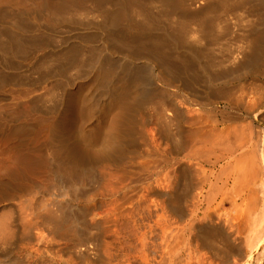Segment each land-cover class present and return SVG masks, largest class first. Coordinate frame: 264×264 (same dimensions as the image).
I'll return each mask as SVG.
<instances>
[{
    "label": "rangeland",
    "instance_id": "obj_1",
    "mask_svg": "<svg viewBox=\"0 0 264 264\" xmlns=\"http://www.w3.org/2000/svg\"><path fill=\"white\" fill-rule=\"evenodd\" d=\"M38 1L42 8L35 10L0 5L7 19L2 31L45 47L24 54L17 44L12 57L0 62V111L5 114L0 130L14 137L0 144L14 161L12 147L19 138L25 149L20 176L28 185L37 183L25 222L34 220L39 240L23 235L10 255L35 242L38 264H264V255L259 258L264 173L256 161L258 150H264V93L258 90L264 86V66L240 70L238 59H231L237 52L227 51L242 45L243 30L253 18L241 10L218 13L214 18L227 27L220 41L184 40L183 92L157 78L158 69L151 68L145 52L131 59L113 42L105 49L103 39L110 36L97 13L69 11L53 27L44 21V7L63 0ZM68 1L87 8L93 0ZM192 52L206 55L192 62ZM108 59L109 76L98 85L93 78ZM173 59L182 68L180 59ZM128 76L136 79L130 84L124 80ZM226 87L233 88L230 101L214 96ZM150 91H157L159 104L141 105L140 96ZM211 129L215 136L209 141L194 140L193 133ZM70 157L82 161V177L71 175L68 162L64 165ZM63 213L70 220L67 234ZM199 225L215 226L218 233L205 243L195 236Z\"/></svg>",
    "mask_w": 264,
    "mask_h": 264
},
{
    "label": "bare ground",
    "instance_id": "obj_2",
    "mask_svg": "<svg viewBox=\"0 0 264 264\" xmlns=\"http://www.w3.org/2000/svg\"><path fill=\"white\" fill-rule=\"evenodd\" d=\"M87 2H90L89 5H87V8L84 5L79 6L80 4L77 5L76 3L69 2L68 0L67 1L63 0V2L57 6L44 7V10H45L44 21L46 23H48L49 25L54 27L60 23L63 14H66L69 11H76V13H81V12L84 13V12L92 11V14L94 12H95L94 14L97 13L103 22L104 32L106 30V33L110 36V39H108V38L103 39V45H104L105 49L110 47V42H113L114 44H116L118 46V48H120V49H118V51L120 53H123V52H121V47H122V49L128 50L126 52V54H124L128 58L135 57L141 51L145 52L146 53L145 57L147 59H149V61L152 62L150 64L151 68L156 67L158 69V74H155L157 76V78L160 81L164 82L165 84L166 83H169L168 85L174 84V86H176L180 91L184 92L185 85L183 86V81L186 82L185 79L187 80V75H186L187 71H185L183 68V66H184L183 62H186L187 60H185L186 58L184 56H182V54H184V53H182L180 51L181 44L184 42V40L187 37H195L199 41H205V42L220 41L221 38L224 36V34L227 31V27H226V25H224V23H222V21H218V19H216V17L214 18V15L216 16L218 13L219 14H222V13L225 14V13H228L231 11L241 10L245 13V15L247 17L253 18V22L251 24L249 22L250 20L248 21V23L250 24V26L248 25V29L243 30V33L241 35L242 36L241 41H240L242 43V45L239 46V48L234 50V51H232L230 49H227V51L231 55L234 54L235 52H237L236 55L234 54L235 56L232 55L231 59L233 61L238 59V65L240 66V70L242 69V70L250 71L255 66H259V65L264 66V0H93V1H87ZM33 4H34V7H33ZM0 5H8L11 7L10 9L13 8V10L15 8L26 9V10H35V8H39V9L42 8V3H40L39 1L37 2V0H0ZM24 16H25V14H24ZM4 20L5 19H3V15L0 12V62L1 61L4 62V60H6L5 59L6 57H10V58L12 57L14 45H17V44L20 45V46H16V47L17 48L21 47V50L24 51V54L26 52H28V53L33 52L34 53L38 49H40V48L42 49V47H44V44H42V42H39L38 40L37 41L36 40L31 41L30 40L26 44L25 42L22 43V40H20V38L18 39L17 35L14 36V34H10V32L8 33L7 31L5 32V30L2 31L1 25H3L2 21H4ZM9 20L13 21V18L10 17ZM240 20H238V22L240 21L241 23H239V24H242L243 23L242 19H240ZM13 24H14V22H13ZM35 25H36V23H35ZM4 27H7V26L4 24ZM4 27H3V29H4ZM15 30L16 29L14 28V31ZM26 33H27V31H26ZM34 38H36V37H34ZM31 39H33V37ZM43 42H45V41H43ZM28 53H27V55H28ZM192 53H193L191 55L192 58H190L191 59L190 61H192V62H194V60H197V58L200 55H202L204 57L206 55V54L204 55L201 53L196 55V54H194V52H192ZM24 54H22V55H24ZM47 55H49V54H47ZM140 55H141V53H140ZM52 57H53V55H52ZM172 58L180 59L178 61L181 62L180 66H182V68L179 69L178 66L174 64L176 60L173 63ZM229 58H230V56H229ZM24 60H25V58H24ZM8 61L13 62V60H8ZM211 61L207 65L213 66ZM70 62H73V60H70ZM91 62H92V60H91ZM44 63H43V65H44ZM65 63H66V61H65ZM76 63L78 65H80L82 63L81 59H80V61H77ZM104 63H105V66L103 68L104 70H100L99 72L96 71V73H98V74L95 76V78H93L95 81H97L98 85H101L103 82H105V80L107 79V76H109L108 67L110 65V60L108 59V61L107 62L104 61ZM235 63H236V61H235ZM48 64H50V63L48 62ZM83 64H84V62H83ZM41 65H40V67H41ZM205 67L203 69H205ZM35 68H36V66H35ZM98 69L99 68H97V70ZM38 70H39V68H38ZM201 71H203V70H201ZM5 73H3V74H5ZM10 76H12V75H10ZM128 77H126L124 80L127 79L126 82L128 81L130 84L136 79V76H132L129 78ZM207 78H208V81L213 80L211 76H209ZM128 79H131V80H128ZM1 80H0V82H1ZM6 85H7V83H6ZM258 90H261L264 93V86H260ZM115 91H117V90H115ZM153 92L150 91V92L143 93L139 98V103L141 105H148L151 103H153L154 105L159 104L157 102L158 97H157V95H155V93L157 91L155 93H153ZM233 93H234L233 88H230V87L219 88L214 92V96L217 98H220V99L230 101V97L232 96ZM109 94H110V96H113L117 93H109ZM113 97H111V98H113ZM161 97H163V96H161ZM132 109H134V108H132ZM2 113L4 114V112H2ZM158 113L160 115L161 111ZM3 114H1V111H0V126H1V123L3 125V122L5 121L4 120L5 116H3ZM161 118H159V119H161ZM17 132L19 133V130ZM214 132H215L214 129L213 130L211 129L209 132H204L203 134H202V132L198 131V132L193 133V138H194V140H196L197 143L198 142L205 143V142L209 141L212 137L215 136ZM263 132H264V130H263ZM12 134H13V132H9V131H7L1 127L0 140H2L3 138L5 139V137L9 136V135L13 137ZM15 135H17V133ZM236 135H237V133H236ZM221 138H223V136ZM18 139L15 138L14 145H13L14 147H12V149L14 151V157H13L14 161L13 160L11 161L8 159V156L6 154L7 153L6 149H8V148H5V147H3V144L2 145L0 144V264H25L24 258L27 259L28 264H38L39 257H41L40 256L41 254H40L39 248L35 242H33L32 244L29 243V245L26 248H18V249H20V251H17L16 253L14 252L15 254L13 256L10 255V253H12V251L15 248V247H12V244L16 243V241H18V240H22L23 237L27 236L28 238H30V236H31V237H33V239L39 240V235L35 230L36 223L34 222V220L29 219L28 222H25V218H27V216H28V214H25V209L30 208L32 205V202L34 199L33 197L36 193L35 190L37 188V186H36L37 183H35V185H31L33 183V181H32V183L30 184L31 186H30V185L24 183L23 179H22L23 177L20 176L21 175L20 174V166H19L20 157H21L20 154H21V152H23L22 149L24 147H21L22 144ZM23 150H25V149H23ZM29 154H27V155H29ZM32 154H33V152H32ZM64 157H66V155ZM29 158L34 159V155H29ZM34 160L32 162L33 164H34V162H36ZM257 160H259L258 163L260 162L261 168H262L263 173H264V150H263V148H260L258 150V158L256 159V161ZM65 162H68V164H69L67 166H68L69 171L71 172V175L78 174L79 168H81L80 166L83 164V163L81 164L82 161L78 162V159L75 160V159H72L71 157L68 159V161H66V160L64 161V165H65ZM62 163H63V161H62ZM12 164H14L13 167H12ZM85 167H87V166H85ZM65 168H67V167H65ZM251 169H252V167H251ZM64 171L62 170V172H64ZM83 171H85V169ZM66 172H67V170H66ZM80 176H81V174H80ZM80 180H82V179H80ZM242 180H244V179H242ZM234 181H237V180L235 179ZM252 181H253V179H252ZM240 182H241V179H240ZM240 182L237 181V183H240ZM262 186H264V185H262ZM249 195H248V197H249ZM252 195H253V193H252ZM250 197H251V195H250ZM256 197H255V199H256ZM258 198L256 200H258ZM256 200H255V202H256ZM229 202L231 203V201H229ZM248 202H249L248 204L253 203L250 201H248ZM7 203H8V205H6ZM9 205H10V208H7V206H9ZM255 205H257V204L255 203ZM250 206H248V208H250ZM251 209H253V205H252ZM248 211H249V209H248ZM65 214L66 213H63L64 217L61 218V223L65 226V227L63 226L64 227L63 231L65 230V232H66V230H67V232H69L68 229H69L70 224H69V226H67L66 224H68L67 222L68 221L70 222V220H68L69 218L67 219V216ZM247 216H250V215H247ZM263 217H264V215H263ZM55 220H57V218ZM263 220H264V218H263ZM53 222H54V220H53ZM73 222H74V220H73ZM51 223H52V221H51ZM59 223H60V221H59ZM59 223L57 222V225ZM51 225H54V224L52 223ZM61 226H57V227L59 229H61L62 228ZM73 227H70V228H73ZM261 227H263V226H261ZM53 228L54 227L52 226L51 231L54 233L55 230ZM74 229H75V227H74ZM195 230H196L195 236L200 238V240H202L205 243L206 242L208 243V239H210L212 236L217 235V233H218V228L215 226H211V225H207L205 227H201L200 225L195 226ZM57 232H59V231L57 230ZM67 232L65 234H67ZM262 237H264V234L262 235ZM212 239H213V237H212ZM263 240H264V238H263ZM261 242H263V241H261ZM230 245H231V243H230ZM214 248H216V247L214 246ZM223 249H224V247H223ZM262 249H263V247H262ZM228 250H229V248H228ZM225 252H227V251H225ZM22 253H24V255ZM260 254H259L260 255L259 258L261 259V257H263V255H264V249ZM258 264H260V262Z\"/></svg>",
    "mask_w": 264,
    "mask_h": 264
}]
</instances>
